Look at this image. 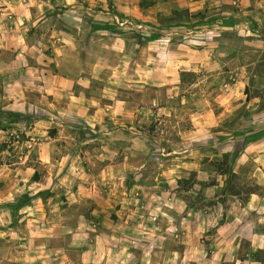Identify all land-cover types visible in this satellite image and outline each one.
<instances>
[{
  "label": "rangeland",
  "instance_id": "rangeland-1",
  "mask_svg": "<svg viewBox=\"0 0 264 264\" xmlns=\"http://www.w3.org/2000/svg\"><path fill=\"white\" fill-rule=\"evenodd\" d=\"M255 148L264 0H0V264H264Z\"/></svg>",
  "mask_w": 264,
  "mask_h": 264
},
{
  "label": "crops",
  "instance_id": "crops-1",
  "mask_svg": "<svg viewBox=\"0 0 264 264\" xmlns=\"http://www.w3.org/2000/svg\"><path fill=\"white\" fill-rule=\"evenodd\" d=\"M47 72V71H46ZM42 76H43V78H46L47 80H53V83H56V85L57 86H61V87H67L68 85H69V82H72V81H70V80H64L62 77H60L59 75H57V76H53L50 72H47L46 74H44V73H42ZM41 87H45V88H47V89H50V85L49 84H46V85H41ZM64 91H65V89H64ZM251 151H252V154L256 157V159L257 160H259V164L260 165H257L256 166V171L254 172V174H253V176L254 177H256V174L258 173L257 171H260V172H262L263 173V171H264V150H261L260 148H255V149H251ZM259 177H260V175H259ZM257 178V177H256ZM257 181H255V179H254V183H256ZM253 195V194H252ZM254 198H259L258 196H256V195H253V197H252V199L251 200H255ZM235 203H236V205H239V202L238 201H236V202H233V204H232V206H234L235 205ZM240 206V205H239ZM239 207H236V210L238 209ZM230 212H232V211H230ZM96 214H98V212L96 213ZM95 214V216H98V215H96ZM224 223H226V224H228V226H224V229L225 228H229L230 226H231V224H229V222H224ZM233 223V222H232ZM223 250H225V249H223ZM223 252V251H222ZM107 255H106V264H114V260L115 259H120L121 257L119 256L118 258H115V257H113L112 256V251H111V249L108 247L107 248V253H106ZM222 256H223V253H222ZM107 261H108V263H107ZM121 262V261H120Z\"/></svg>",
  "mask_w": 264,
  "mask_h": 264
},
{
  "label": "trees",
  "instance_id": "trees-1",
  "mask_svg": "<svg viewBox=\"0 0 264 264\" xmlns=\"http://www.w3.org/2000/svg\"><path fill=\"white\" fill-rule=\"evenodd\" d=\"M225 157V156H224ZM217 162V161H216ZM223 161H220V162H218V164H217V166H218V168H220L219 169V171H220V173L221 174H226V175H229V169H227L226 167H223ZM225 164V163H224ZM228 179V178H227ZM227 181V180H226Z\"/></svg>",
  "mask_w": 264,
  "mask_h": 264
}]
</instances>
